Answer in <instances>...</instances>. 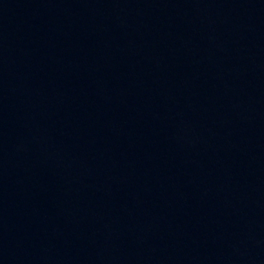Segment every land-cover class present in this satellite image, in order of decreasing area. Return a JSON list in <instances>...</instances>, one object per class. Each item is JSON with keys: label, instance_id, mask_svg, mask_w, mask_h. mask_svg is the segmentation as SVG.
I'll return each instance as SVG.
<instances>
[{"label": "water", "instance_id": "1", "mask_svg": "<svg viewBox=\"0 0 264 264\" xmlns=\"http://www.w3.org/2000/svg\"><path fill=\"white\" fill-rule=\"evenodd\" d=\"M0 264H264V0H0Z\"/></svg>", "mask_w": 264, "mask_h": 264}]
</instances>
